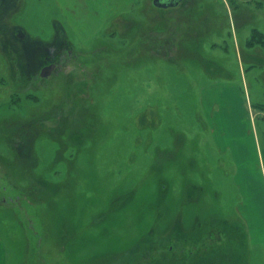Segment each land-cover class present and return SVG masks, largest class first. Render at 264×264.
I'll return each mask as SVG.
<instances>
[{"label": "rangeland", "instance_id": "1", "mask_svg": "<svg viewBox=\"0 0 264 264\" xmlns=\"http://www.w3.org/2000/svg\"><path fill=\"white\" fill-rule=\"evenodd\" d=\"M152 1L0 0V264H264V0Z\"/></svg>", "mask_w": 264, "mask_h": 264}, {"label": "crops", "instance_id": "2", "mask_svg": "<svg viewBox=\"0 0 264 264\" xmlns=\"http://www.w3.org/2000/svg\"><path fill=\"white\" fill-rule=\"evenodd\" d=\"M224 123V122H223ZM261 162L264 166V157L261 154ZM262 180V182H264V176H262V179H260V181ZM238 181H239V189L240 191H244L245 193H250V194H254V191L256 193H261V186L257 187V186H253L252 184H250V182L248 181V179L246 178V176H238ZM253 186V187H252ZM263 189V193H264V188ZM251 204V202L249 203ZM255 207H257V205L255 204V202L253 203ZM254 207V208H255ZM251 206H248L247 200L244 199V201H240L239 202V208H238V213L240 216V220L241 222L244 224L245 230L247 232V237H248V242H249V246H251L252 248L255 247L256 249H258V251L260 252L259 256L260 259L262 261H264V239H260L259 237V231L256 225L249 223L248 220L245 218L247 216V211H251ZM256 255V254H254ZM257 258H255L253 261H255Z\"/></svg>", "mask_w": 264, "mask_h": 264}, {"label": "water", "instance_id": "3", "mask_svg": "<svg viewBox=\"0 0 264 264\" xmlns=\"http://www.w3.org/2000/svg\"><path fill=\"white\" fill-rule=\"evenodd\" d=\"M181 0H153L152 3L156 8L168 9L176 7ZM55 68L54 64L44 66L40 70V77L46 78Z\"/></svg>", "mask_w": 264, "mask_h": 264}, {"label": "trees", "instance_id": "4", "mask_svg": "<svg viewBox=\"0 0 264 264\" xmlns=\"http://www.w3.org/2000/svg\"><path fill=\"white\" fill-rule=\"evenodd\" d=\"M259 41H257L259 44H261L262 46H264V37L263 35L261 36L260 34V38L258 39Z\"/></svg>", "mask_w": 264, "mask_h": 264}, {"label": "bare ground", "instance_id": "5", "mask_svg": "<svg viewBox=\"0 0 264 264\" xmlns=\"http://www.w3.org/2000/svg\"><path fill=\"white\" fill-rule=\"evenodd\" d=\"M3 6H4V3H0V12H1V9H3Z\"/></svg>", "mask_w": 264, "mask_h": 264}]
</instances>
